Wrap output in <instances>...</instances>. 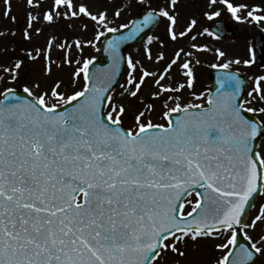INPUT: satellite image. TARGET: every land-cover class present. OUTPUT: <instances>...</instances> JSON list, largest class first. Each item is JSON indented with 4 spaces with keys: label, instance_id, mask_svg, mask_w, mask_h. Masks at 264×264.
Here are the masks:
<instances>
[{
    "label": "snow or ice",
    "instance_id": "obj_1",
    "mask_svg": "<svg viewBox=\"0 0 264 264\" xmlns=\"http://www.w3.org/2000/svg\"><path fill=\"white\" fill-rule=\"evenodd\" d=\"M178 4L122 0L110 12L97 0H25L23 41L61 23L68 34L93 35L71 42L50 35L19 55L0 53L8 56L0 62V264H161L202 243L216 253L212 264H264V203L248 211L264 194V75L248 77V90L233 66H253V49L247 59L229 58L197 43L219 37L208 27L192 35L196 18L178 31ZM207 7L209 21L226 10L264 26V5L207 0ZM11 10L12 0H3V17L15 21ZM126 13L128 22L112 26ZM160 24L166 40L148 35ZM141 34L143 59L123 57L121 46ZM98 42L110 64L94 70L95 57L83 53ZM169 43L178 45L170 56ZM213 51L217 87L197 92L195 69ZM38 62L44 77L71 68L69 90L57 77L47 87L25 83L18 94L10 85ZM122 62L127 78L119 84Z\"/></svg>",
    "mask_w": 264,
    "mask_h": 264
},
{
    "label": "rangeland",
    "instance_id": "obj_2",
    "mask_svg": "<svg viewBox=\"0 0 264 264\" xmlns=\"http://www.w3.org/2000/svg\"><path fill=\"white\" fill-rule=\"evenodd\" d=\"M48 0H45V5H47ZM97 3L101 7H107L109 11H113L116 7L120 6L122 4V0H97ZM234 3H248V4H260L264 5V0H234ZM217 7H219L217 5ZM212 9H209L207 7V0H179V4L177 6V12L179 13V23L177 26V30H182L189 19L196 18L199 23L192 35H196V33L203 30L204 27L210 28V25L212 22L216 20H222L227 19L231 21L234 26L236 27V38L233 40L230 39H213L209 36H203L197 38V43L199 44H207L211 49L220 48L224 51H226L229 54V58L233 57H240L241 59H247L249 58L248 49L252 46L253 37L255 35L264 34V26H258V25H248L239 23L235 20H233L230 15L225 10L220 17H216L214 20L209 21L204 16L203 13L205 11H211ZM26 6H25V0H12V10L11 15L15 17V21L11 19H6L3 17V0H0V32L9 33L6 37H0V53L3 52L4 48L7 47L9 50V55H11V51L13 48L16 49V53L20 54V48L21 47H39L46 44L47 39L50 35H55L58 40H63L66 35L69 36V42H71V39L75 38V36H82L83 38H91L93 35L92 31H89L87 33H81L78 30L73 32L72 34H68L65 30L67 28L66 24H57L53 25L48 28H44L43 34L40 36H36L33 30V42H25L22 39V32L23 29L26 26L27 21V15H26ZM43 11V9H41ZM133 16L135 13L132 14ZM112 19V17H109ZM131 19V16H129L127 13L117 19L115 23L112 26H117L119 23H126L128 20ZM38 27H41V24H37ZM15 32L16 36L13 38L10 33ZM153 35H159L161 39L166 40L165 36V26L164 24H160L156 30L154 31ZM190 42V38L187 41L182 40L181 45H186ZM99 42L96 44V48L86 47L84 49L83 55L92 58L96 57L98 53L99 48ZM147 42L142 46L141 48L137 50H130L128 52V56L131 55L136 59H143V51L146 46ZM178 47V45H173L169 43L168 47L164 49V51L170 56L172 52L174 51V48ZM153 55L160 51L159 46L157 44H153L151 46ZM253 49V48H252ZM58 53L54 50L53 52V58L56 57ZM73 55H77L75 52ZM8 59V56L6 55H0V62L6 61ZM217 61L214 58V51L204 54L201 57V65L197 66L195 69L196 72V90L197 92H200L203 88L204 82L208 83V70L210 68V65L212 63H216ZM147 63V62H146ZM40 63L36 64H30L26 69L25 73L22 74V79L19 82V84L10 85L12 87H15L16 89H22L23 84L30 83L33 80H39L42 84V86L47 87L51 84L53 80H55L57 77L64 78L66 82V87L64 90H69L67 88V80L69 73L72 71L71 68L64 66L62 69H56L53 68L52 75L49 77H44L41 72L38 71L40 68ZM148 67L155 69V65L148 64ZM234 68H238L240 71H242L247 78L254 76V75H263L264 74V68H255L253 66L246 67L243 64L239 66H233ZM175 76L176 74L173 73ZM127 78V67L125 69L123 78L121 80L120 84H124ZM83 81L81 80L79 82L80 85H82ZM251 88V83L248 81V90ZM120 89L119 86L116 88V91L113 93V95H116L118 98V93ZM149 91L148 87H145V95H147V92ZM247 95V92H246ZM186 210H190L186 208ZM216 253L212 250L211 245L209 244L207 246V250H204L203 243L201 245L200 249H192L189 247L188 249V255L186 257H178L173 256L169 254L167 258L161 262V264H176V261H179V264H212V260Z\"/></svg>",
    "mask_w": 264,
    "mask_h": 264
},
{
    "label": "water",
    "instance_id": "obj_3",
    "mask_svg": "<svg viewBox=\"0 0 264 264\" xmlns=\"http://www.w3.org/2000/svg\"><path fill=\"white\" fill-rule=\"evenodd\" d=\"M154 29V28H153ZM152 29V30H153ZM151 31H148V35H151L152 33ZM147 31V30H146ZM211 31L213 33H215L217 36L219 37H225V36H229L231 38L234 37V30L232 28V25L228 22H215L211 28ZM114 35H118V33H110L108 34L109 38H111ZM146 40V36H144L143 34H141V36L137 37L134 40H130V41H126L122 46H121V55L123 57H126V51L128 48H133L136 49L138 48L144 41ZM254 56H255V64L254 65H264V36H258L255 38L254 41ZM110 64V58H109V54L107 52L104 51V47L101 44L100 45V51L99 54L97 56V58L94 60V70H99V69H104L106 65ZM124 67H125V63H121L120 66V75L117 76V80L120 82L123 71H124ZM219 70L218 69H211L210 70V74L209 77L211 79V85L208 87L209 92H214L217 85H216V77L218 75ZM241 74V78L245 79L244 75L242 73ZM118 86L114 85V87L116 88ZM245 86H242V89ZM20 95H24V93L21 92H17ZM244 93V91L242 92V94Z\"/></svg>",
    "mask_w": 264,
    "mask_h": 264
},
{
    "label": "flooded vegetation",
    "instance_id": "obj_4",
    "mask_svg": "<svg viewBox=\"0 0 264 264\" xmlns=\"http://www.w3.org/2000/svg\"><path fill=\"white\" fill-rule=\"evenodd\" d=\"M218 6H219L220 8H223V5H218ZM205 88H206V82H204V84H203V88H202L201 91H205ZM260 202H261V203H264V194H262V195L259 196V198H258L256 204L254 205L253 209H252L251 212H250L249 217H251L252 215H254V214L256 213V211H257V209H258V207H259V203H260Z\"/></svg>",
    "mask_w": 264,
    "mask_h": 264
}]
</instances>
